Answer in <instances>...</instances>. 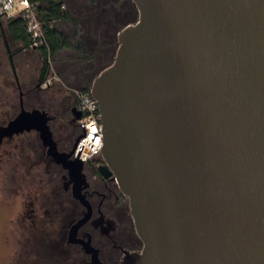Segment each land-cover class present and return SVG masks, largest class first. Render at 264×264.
<instances>
[{"label":"water","instance_id":"1","mask_svg":"<svg viewBox=\"0 0 264 264\" xmlns=\"http://www.w3.org/2000/svg\"><path fill=\"white\" fill-rule=\"evenodd\" d=\"M128 1L87 92L143 243L123 264H264V0Z\"/></svg>","mask_w":264,"mask_h":264},{"label":"flooded vegetation","instance_id":"2","mask_svg":"<svg viewBox=\"0 0 264 264\" xmlns=\"http://www.w3.org/2000/svg\"><path fill=\"white\" fill-rule=\"evenodd\" d=\"M112 5L116 15L137 14L131 1ZM8 56L13 82L0 92V129L20 112L35 113L36 127L0 137L4 264H123L143 243L101 154L83 161L76 153L77 97L62 78L44 75L41 58L37 74L24 80Z\"/></svg>","mask_w":264,"mask_h":264},{"label":"rangeland","instance_id":"3","mask_svg":"<svg viewBox=\"0 0 264 264\" xmlns=\"http://www.w3.org/2000/svg\"><path fill=\"white\" fill-rule=\"evenodd\" d=\"M68 6L69 11L72 13L74 17L77 18L78 24L73 25L71 23H56L54 26L64 33L65 35L75 39L81 40L85 48L87 50L88 56H94L96 51L104 47L106 45H110L108 48L107 55L103 57H96L97 59L91 57V60L83 63L84 68H89V75L91 76L89 79L90 85L92 84V76L100 71L102 67L112 63L115 57L116 49H117V33L123 27V25L129 23H134L137 20V14L132 13L129 15H120L117 14L118 21L114 25H109L108 36L105 34L104 36L97 38L101 34L102 23L100 17H104L106 14H115V8L112 5L116 3V0H98L96 4L92 5L91 9L85 12L84 5L87 3V0H64ZM110 5L109 9L104 8L105 12L101 14L95 15L93 13L95 10L106 7ZM91 12V13H90ZM88 13V17L84 18V15ZM116 15V16H117ZM0 25V92L2 90H8L7 86H4V82L6 81L8 84L13 82V76L10 72V61L8 54H12V63L15 67L17 74L22 77L24 80L33 78L36 72V66L40 64V58L34 50L20 49V45L13 43L9 40L8 35L5 31L6 21H1ZM121 27V28H119ZM89 38V39H88ZM77 53L74 50L69 51H60L57 52L54 56V63L52 64V68L50 70V75H59L62 74L64 77V81L67 82L68 76L70 74L77 73L76 65L77 59H75ZM95 57V56H94ZM19 77V78H20ZM70 78V77H69ZM20 81H24V80ZM69 82L72 84V77ZM76 79V78H75ZM77 83V82H76ZM60 84V83H59ZM75 84V83H74ZM73 84V85H74ZM72 85V86H73ZM67 87V86H65ZM70 91H66L68 93L74 94V90H78L80 87L79 84L73 86ZM5 259V245H4V235L0 234V264H4Z\"/></svg>","mask_w":264,"mask_h":264},{"label":"trees","instance_id":"4","mask_svg":"<svg viewBox=\"0 0 264 264\" xmlns=\"http://www.w3.org/2000/svg\"><path fill=\"white\" fill-rule=\"evenodd\" d=\"M97 1L98 0H87L86 11L88 12L92 8L91 6L96 4ZM96 11L97 10H95L93 13H97ZM105 11L106 10L102 9L101 13ZM39 17L42 24L43 33L45 36V42L42 43L38 48H36V51L38 52L40 58L42 59L44 75H46L48 71L51 70L52 64L54 63V56L56 55L57 52L74 50L75 53H77L75 57V59H77L78 62L75 67L77 73H75L74 75L70 74V76H68L67 78V82L64 81V77L62 74L59 75L57 74L52 76L59 79L62 78L64 83H66L67 87L70 90L74 88L73 86L79 84L80 87H78V90H74V91L87 93L91 86L89 83L90 82L89 79L91 76L88 73L89 68L87 69L84 68L83 63L91 60L92 56L90 57L87 55V50L85 48L84 43L81 40L75 39V41H73L72 37L70 38L69 36L65 35L54 26L56 23H71L73 25H77L78 24L77 18L74 17L72 13L69 11L68 6L64 0H43V5L39 10ZM87 17H88V13L84 15V18ZM99 19H101V23H102V30H101L103 33L102 36H104L105 34L108 36L109 25L110 26L114 25L118 21L116 14H106L104 17L102 16ZM1 24L2 22L0 21V25ZM127 24L130 23L128 22ZM125 25H123V27ZM5 31L11 42L20 45L19 50L30 49L31 39L29 34L26 32L24 22L21 19L14 18L6 21ZM111 45L112 44L99 48L94 54L95 57L93 56L92 58H95L96 60L97 59L96 57L101 58L107 55L109 49L108 47ZM110 64L102 67L98 73L92 76V78L94 79L102 70L107 68ZM69 77L70 78L72 77V79L74 78L72 80V84L69 82V80H71ZM42 81H44V79H42Z\"/></svg>","mask_w":264,"mask_h":264},{"label":"built area","instance_id":"5","mask_svg":"<svg viewBox=\"0 0 264 264\" xmlns=\"http://www.w3.org/2000/svg\"><path fill=\"white\" fill-rule=\"evenodd\" d=\"M43 0H0V21L19 18L24 22L31 39V50H36L45 42L39 17ZM78 99L81 117L79 119V140L76 153L83 161L100 154L102 148V129L97 103L88 93L74 91Z\"/></svg>","mask_w":264,"mask_h":264}]
</instances>
